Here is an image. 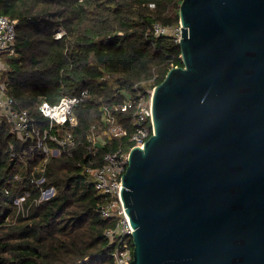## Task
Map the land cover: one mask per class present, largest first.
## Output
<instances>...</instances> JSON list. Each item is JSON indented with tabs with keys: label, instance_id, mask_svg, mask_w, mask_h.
Listing matches in <instances>:
<instances>
[{
	"label": "water",
	"instance_id": "obj_1",
	"mask_svg": "<svg viewBox=\"0 0 264 264\" xmlns=\"http://www.w3.org/2000/svg\"><path fill=\"white\" fill-rule=\"evenodd\" d=\"M179 28L120 177L129 264H264V0H181Z\"/></svg>",
	"mask_w": 264,
	"mask_h": 264
},
{
	"label": "trees",
	"instance_id": "obj_2",
	"mask_svg": "<svg viewBox=\"0 0 264 264\" xmlns=\"http://www.w3.org/2000/svg\"><path fill=\"white\" fill-rule=\"evenodd\" d=\"M180 2L0 0L1 13L16 20L15 53L6 57L2 74L14 105L46 124L40 102L88 90L74 107L77 122L69 128L77 144L71 155L45 160L36 143L17 139L7 122L0 123V264H114V243L103 233L113 220L100 211L107 196L85 168L131 142L100 134L103 145L93 152L88 136L102 130V103L150 88L182 64L174 35L151 30L156 21L179 26ZM116 116L129 133L130 112ZM47 187L52 195L39 199ZM26 191L21 212L13 199Z\"/></svg>",
	"mask_w": 264,
	"mask_h": 264
},
{
	"label": "built area",
	"instance_id": "obj_3",
	"mask_svg": "<svg viewBox=\"0 0 264 264\" xmlns=\"http://www.w3.org/2000/svg\"><path fill=\"white\" fill-rule=\"evenodd\" d=\"M15 19H10L0 11V123L7 122L10 132L23 142H34L45 154V160L49 156L59 155L62 152L71 155L76 147V137L70 130L77 122L74 107L88 97V90L83 89L75 95H64L55 103L42 101L38 110L45 119L46 124L32 118L26 109H20L14 105V100L7 92L6 82L2 74L7 70L6 57L15 53ZM155 35L172 34L178 41L180 28L171 25L154 22L151 27ZM56 32V37L61 35ZM136 84L134 85V87ZM154 86L145 90L136 89L134 93L127 94L120 101L104 102L100 106V121L102 130L100 133H89L88 139L91 150L94 152L98 146L103 145V137L100 134L112 137L127 136L131 145L125 149L119 146L113 151H107L102 156V163L88 165L85 170L94 181L97 191L107 196V200L101 206V215L111 218L113 223L104 228L103 233L110 242L114 243L111 256L114 264H129L132 258V233L133 230L129 217L125 211L120 195L121 174L124 172L128 153L132 147L143 146L144 141L153 132V120L151 114V99ZM118 111L130 112V132L117 121ZM44 176L36 180L42 183ZM53 193V187L42 188L39 199L47 198ZM29 193L26 191L13 199L18 211L24 212L23 202Z\"/></svg>",
	"mask_w": 264,
	"mask_h": 264
}]
</instances>
